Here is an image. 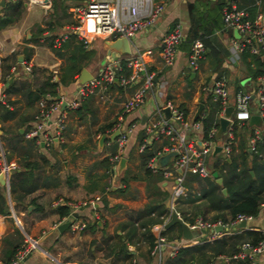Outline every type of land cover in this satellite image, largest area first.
<instances>
[{
  "label": "crops",
  "instance_id": "0c3cea01",
  "mask_svg": "<svg viewBox=\"0 0 264 264\" xmlns=\"http://www.w3.org/2000/svg\"><path fill=\"white\" fill-rule=\"evenodd\" d=\"M10 1L1 2L0 0L1 17L8 13L6 5ZM155 1L164 3L163 13L153 26L138 32L131 38V41L128 40L129 52L124 51L121 47L111 45L120 37H103L92 34L89 23H85L80 30L76 31L74 29L76 21L72 11V7L76 4L72 5V0H50V5L47 7L40 3L24 1L20 17L0 28V103H3L1 101L3 99L11 110L5 117L4 114L8 110L0 107V154L5 181L0 185L8 208V213H0V264H4L1 256L2 249L6 245L2 238L6 234L13 233L15 229H18L24 240H34L33 243H36V246L20 264H81L80 261L84 260L90 252L94 257L89 264H98V262L110 264L112 255L104 254L108 244L115 239L116 235L125 234L132 221L140 223L147 217L143 210L147 203L157 197L153 193L154 187L166 195L164 203L168 211V215H162V222L149 224L150 231L156 239L160 233L163 234L162 230L166 229L164 226L161 229L160 225L169 218L171 205L176 209L178 199L186 196L189 192L198 193L199 186L197 181L190 177L195 173L190 172L185 178L186 194L180 196L176 201L170 200V183L163 181L160 173L141 164L143 151L138 150V145L141 141L139 139L141 132L144 135V124L157 116L158 109H161L165 115L163 109L169 105L184 108L187 119L197 120L207 108V96L210 95L204 86L209 85L214 78L220 75H224L228 79L230 99H234V93L239 88L250 92L253 98L258 86L264 84V74L253 76L246 68L242 58L236 63L229 62L231 36L237 35L234 34V30L226 27L222 20V7L233 3L245 10L250 19H254L260 14L261 24L264 27V0ZM191 16L199 23L198 38L203 39L206 48L204 56L195 69L188 65L191 42L186 39ZM175 24L183 26L186 36L178 45L174 63L166 66L160 57L161 37ZM39 28H41V33H39ZM64 33H68L67 37L69 34L75 36L66 37L70 44L60 47L61 55L56 54L47 42L49 41L48 37ZM82 36L87 37L86 45ZM79 41L87 49H93L94 54L84 60L86 64L82 62V67L73 80L67 83L59 82L55 88L57 94L54 97L61 101V108L67 112L65 129L59 139L48 143L39 139L41 137H36L39 146L34 149V152L44 153L47 156L49 163L45 165V173L55 180H51L31 194H27L23 199L25 205L16 207L10 189V175L12 170L21 167L20 163L24 155L20 154V151H12L6 144L2 134L9 136V132L2 133V127L9 130L19 128L20 131L25 129L24 138L34 137L27 135V132L35 124L38 101L29 104L25 95L20 91L10 88L5 91V87L23 78L29 79L31 86L35 87L49 75L53 80L58 81V75L66 64L70 49ZM64 42L66 43V41ZM136 49L149 50V52L143 53V58L147 68L156 72L157 79L155 88L147 92L141 105L126 113L122 109L123 102L142 83V77L129 84H112L109 87L108 98H100L98 94H93L88 96L79 107H67V101L81 83L79 75L82 68H86L91 75L95 74L98 68L110 58L121 62L124 73L129 75L135 67L128 66L126 59L135 54ZM13 53L16 55V62H13ZM260 53L262 54V52ZM20 57L22 60H19ZM248 59L252 58L248 56ZM26 63L30 65L29 71L24 69ZM64 101L65 105L62 106ZM200 104H202V108L196 119H193ZM251 107L254 112L255 99H252ZM56 114L57 111L51 114L44 127L46 133L50 135L53 132V118ZM119 117H121L123 125L132 126L133 131L129 136L123 155H121V158H125L124 164L120 165V158L116 165L109 160L110 166H107V161L103 159L116 151V148L113 149L115 135L108 130L114 124L111 127H107V124L115 123ZM213 127L216 128V131L212 140L215 147L221 146L223 142L220 143L217 139L223 135V139H225L226 132H222L219 136L216 135L219 120L218 124ZM255 127L263 130L264 134V126L261 123L250 125L248 120L234 126V143L231 155L245 149L251 152L249 141ZM186 135L197 145H201L206 139L203 135L202 124L200 129L188 127ZM103 136L104 138L101 139ZM165 142L166 140L153 141L145 149L153 148L157 152ZM215 147L208 156L211 158L209 163L211 176L216 180L212 173L217 170L213 165L222 150L215 152ZM219 156H223V154ZM56 160L59 161L58 164H55ZM144 168L149 169L152 174H159L160 177L148 184ZM218 176L220 175L218 174ZM95 196H100V198L92 205L88 203L74 209L69 205V202L88 201ZM32 197H35L39 208L36 209V204L29 203ZM102 197L106 199L107 205L103 204ZM56 200H60V202L54 204ZM195 203L200 204L202 200L198 199ZM60 204L70 207L69 214L61 218L56 211V207ZM182 205L188 211L191 210L189 204ZM213 213L214 211H210L208 215ZM187 214L193 216L191 212H187ZM151 215L157 216L155 212H152ZM65 221H70V224L62 230L58 229V225ZM94 221L97 222V226H91ZM78 222L85 223L84 227L76 229L72 226ZM173 225H175L174 231H179L180 225L174 223L170 226ZM246 229L264 232V206L259 208L255 216L246 220L245 226H240V223L230 225L227 229L223 228V234L241 232ZM197 232L198 236L191 239H185L181 234L183 240H170L166 234H163L167 242L161 248L159 255L151 254L149 242L136 235L132 237L133 241L127 245L131 255L128 258L120 257L116 264H162L167 255H172L174 246L178 249L204 238L214 239L211 238V231ZM205 233H210V235L202 237V234ZM104 234L110 235L112 239L107 242ZM93 240H95L94 243H92ZM214 262L215 264H229V261L226 262L223 256H219ZM255 264H264V252L256 257Z\"/></svg>",
  "mask_w": 264,
  "mask_h": 264
},
{
  "label": "built area",
  "instance_id": "2783aa9c",
  "mask_svg": "<svg viewBox=\"0 0 264 264\" xmlns=\"http://www.w3.org/2000/svg\"><path fill=\"white\" fill-rule=\"evenodd\" d=\"M26 3H40L47 7L50 0H24ZM164 10V3L155 0H85L72 7L75 18L74 29L80 30L85 23L91 25V33L103 37H126L129 41L138 32L143 31L155 24L158 17ZM222 20L226 27L236 30L238 35L231 36L230 53L228 60L230 63H236L241 59V54L247 47L252 53H260L264 51V27L261 24V15L258 14L254 19L247 17L245 10L239 8L233 3L226 4L222 7ZM68 33L62 34L61 38L54 39V45H59L64 41ZM186 33L183 26L175 24L171 29L166 31L161 37L160 57L162 63L166 66L174 63L177 55L178 45L184 40ZM83 42L87 44V37L82 36ZM206 51L205 44L200 38H195L191 43V50L188 54V65L195 69L200 59ZM149 50L140 51L136 49V53L129 56L127 65L135 67L134 71L126 75L124 67L118 60L108 58L102 64L95 74L81 82L76 88L73 96L67 101V107L77 108L90 95L98 94L100 98L109 97V87L114 83L129 84L136 79L142 77V83L133 91L131 96L127 98L122 105L123 112H129L141 105L148 91H152L157 83L156 72L147 68L143 53ZM24 69L30 70V65L25 64ZM213 101L219 104V116L224 115L225 108L232 105V113L229 116V123L226 127V137L221 144L223 158H227L232 154V146L234 143V126L247 122L253 113L259 114L260 123L264 126V84H260L257 92L252 98V94L244 89H237L234 93V102H230L231 94L228 85V79L224 75L214 78L209 85L204 86ZM3 97V95H2ZM1 97V98H2ZM255 99V109L252 111L251 101ZM3 103L6 102L2 99ZM170 116L163 114L158 109V114L143 126L144 137L139 142L138 150L143 151L153 141L166 142L161 148L148 159L146 167L154 172H158L165 182H169L170 200L176 201L180 196L186 194L185 178L188 173H195L202 177L211 175V171L206 166V158L215 147L212 140L216 128L213 127L209 131V137L203 140L201 145H197L186 135V129L192 127L200 129L201 123L198 120L191 121L183 116V112L169 105ZM57 111L53 118L54 128L52 134L46 133L44 127L50 119L51 114ZM35 124L27 132L30 136H39L43 142L48 143L54 139H59L65 129L67 112L61 108V101L50 94L42 95L38 99V110L35 114ZM116 132L115 143L116 151L109 155L112 164L119 162L123 155L124 148L128 142L129 136L132 134L133 128L129 125H123L121 117L114 125L108 129ZM38 139V140H39ZM258 142H264L261 129L255 127L250 137L249 149L255 151ZM176 151L166 165L158 163V157L164 153ZM264 156V145L262 150ZM0 172H2L1 154H0ZM100 196H95L88 201L69 202L74 209L84 204H94L99 201ZM60 200H56L54 204H58ZM264 206V202L260 207ZM174 209L171 205L170 211ZM178 215L188 224L192 230L201 231L202 229H210L211 238H215L223 234V230L216 231L215 226L221 225L227 229L230 225H238L243 220L252 218V215L238 214L230 223H224L221 219L210 220L196 215L191 221H186L179 211ZM85 223L78 222L72 224L76 229L84 227ZM163 228V224L160 225ZM225 233V232H224ZM34 240L25 239L18 247L14 256L7 264H20L27 254L36 246ZM167 240L161 233L157 236L150 253L159 255L161 248L166 244ZM177 247H173L172 254L176 252ZM264 252V237L252 242L249 240L241 242L239 250L232 256L233 258H245L246 264H255L258 255ZM226 262L229 257H223ZM133 264V263H132ZM196 264H215L214 261Z\"/></svg>",
  "mask_w": 264,
  "mask_h": 264
},
{
  "label": "trees",
  "instance_id": "16d2710c",
  "mask_svg": "<svg viewBox=\"0 0 264 264\" xmlns=\"http://www.w3.org/2000/svg\"><path fill=\"white\" fill-rule=\"evenodd\" d=\"M23 2L24 0H11L8 5H6V12L8 11V13L4 17L0 16V28L5 27L20 17L23 10ZM40 31L41 28H39V33H41ZM198 31L199 23L193 16H191L190 28L186 39L192 43L195 38L199 37ZM74 36V34H69L67 38ZM54 38V35H50L48 37V44L56 54L61 55L60 47L67 44L69 45L70 43L65 39L64 41H66V43L62 41L56 46L54 45ZM93 54V49H87L84 47V44L79 41V43H76L70 49L66 64L62 72L58 75V81L53 80L52 76L49 75L41 84L32 87L30 80L23 78L10 83L5 87V91L9 90V88L15 91H20L25 95L29 104L38 101V99L46 93L54 96L57 94L55 88L58 83H67L73 80L76 74L80 71L82 62H84L86 58H90ZM248 56L252 59H248ZM241 58L246 64V68L253 76L264 74V51H262V54H256L252 53L246 47L241 54ZM13 62H16V55L14 53ZM83 64H86V61ZM0 107L8 110L4 114L5 117L8 116V112H11L10 108L6 106L5 103H0ZM179 109L183 112V116L186 118V110L182 107ZM218 111L219 104L212 100L211 95H208L207 108L197 118L202 124L203 135L205 138H210L209 130L218 124ZM113 124L114 122H109L107 127H111ZM3 132H9V136L2 134V138L6 144L10 146L12 151H20V154L24 155L20 163L21 167L12 170L10 175V189L15 206H23L25 205L23 199L27 194H31L36 189L48 184L51 180L54 181L55 179L45 173V165L49 163L47 156L44 153L34 152V149L39 146L36 142L37 136L24 138L23 136L26 130L24 129L20 131L19 128L9 130L2 127V133ZM143 137V132H141L139 139L142 140ZM263 145L264 142H258L255 151L250 152L248 149H245L244 151L231 155L229 159L218 155L213 167L222 177V182L220 184L217 183L215 178L211 175L202 177L198 174H192L190 177L197 181L199 192L193 194L189 192L186 196H182L178 199L176 209L180 211L181 216L186 221H191L195 215L200 214L202 217L210 220L221 219L224 223H230L238 214L255 216L259 211L260 204L264 202V156L261 153ZM114 148H116V143H114L113 149ZM155 153L156 152L153 148L144 149L141 153V164L145 166L148 159ZM103 160L107 161V166H110L109 157H105ZM58 162L59 161L56 160L55 164H58ZM144 170L148 177V184L153 183L158 177H160L159 174L150 173V170L147 168H144ZM222 188H225L226 191L223 192ZM153 193L156 194L157 197H154L149 203H147L143 210V213L147 215V217L141 220L140 223L132 221L125 234L116 235L115 239L108 244L104 254L107 256L112 255L110 264H116L120 257L128 258L131 255L127 245L133 241L132 237H135L136 235L137 237L140 236L145 238L149 242L150 249L153 246L155 237L150 231L149 224L162 222V215H168L164 203L166 195L157 187L153 188ZM198 199L202 200V203H195ZM101 200L104 205H107L105 198L102 197ZM29 203L37 205L35 197H32ZM185 203L190 205V211L183 207L182 204ZM39 207L40 206L37 205L36 209ZM56 211L61 218L69 214L70 207L66 204H60L56 207ZM210 211H214V213L208 215ZM152 212H155L157 216L151 215ZM187 212H191V215L193 214V216H189L190 214L188 215ZM0 213H8L1 185ZM91 226H97V222L94 221ZM174 229L175 225L163 229L162 233L166 234L170 240H175L181 237V233L180 227L179 231L175 232ZM104 236L107 242L112 239L110 235L104 234ZM262 237H264L263 231L246 229L241 232L226 233L214 239L204 238L191 245L179 247L174 254L167 255L163 259L162 264L205 263L207 261H214L219 256L229 257V264H246L247 259L233 258L232 256L239 250L241 242L246 240L255 242ZM2 240L6 245L2 249L1 260L4 264H7L14 256L18 247L23 243L24 239L18 229H15L13 233L4 235ZM94 242L95 240L92 241V243ZM93 257L94 255L90 252V254L80 262L81 264H89Z\"/></svg>",
  "mask_w": 264,
  "mask_h": 264
},
{
  "label": "water",
  "instance_id": "95a60500",
  "mask_svg": "<svg viewBox=\"0 0 264 264\" xmlns=\"http://www.w3.org/2000/svg\"><path fill=\"white\" fill-rule=\"evenodd\" d=\"M3 1L4 0H1V2H3ZM234 34L238 35L236 30H234ZM111 45L112 46L121 47L126 52H129V50H130L128 39L126 37H120V38L116 39L115 41H113L111 43ZM19 60H22V58L20 57ZM91 76L92 75L87 71L86 68H82L81 73L79 75V80L81 82H84L85 80L89 79ZM64 105H65V101L62 103V106H64ZM201 108H202V104H200V106L198 107L193 119H196V117L198 116V113L200 112ZM232 109H233V106L232 105H228L225 108L224 115L220 116V118H219V128H218V131L216 133L217 136H219L222 132H224L226 130V127H227V125L229 123V116L232 113ZM163 111H164V113H165V115L167 117L170 116V108L168 106L164 107ZM249 124L250 125H258V124H260V116H259V114H252L250 116V118H249ZM112 134L116 135V132H113ZM103 138H104V136L101 139H103ZM220 149H221L220 145L216 146L215 147V152L217 150H220ZM174 154H176V151H170V152H167V153H164V154L160 155L158 157V163L160 165H165L170 160L172 155H174ZM124 160H125V158H121L120 165L124 164ZM212 174L216 177V181L221 183L222 177L218 176V172L217 171H213ZM4 183H5L4 175H3L2 172H0V184H4ZM222 191L225 192L226 189L222 188ZM174 223H178L180 225L181 234H182V236L185 239H191L193 237H197L198 234H199L196 230L190 229L188 224L178 215L176 210L172 209L170 211L169 218L164 222L163 226H164V228H167V227H169L170 225H172ZM69 224H70V221L62 222V223H60L58 225V229L62 230L63 228H65ZM245 225H246V220L241 221L240 226H245ZM214 229L216 231H221V230H223V227L221 225H217V226L214 227ZM201 231L202 232H209L210 229H202ZM98 264H104V263L103 262H98Z\"/></svg>",
  "mask_w": 264,
  "mask_h": 264
},
{
  "label": "rangeland",
  "instance_id": "374dc122",
  "mask_svg": "<svg viewBox=\"0 0 264 264\" xmlns=\"http://www.w3.org/2000/svg\"><path fill=\"white\" fill-rule=\"evenodd\" d=\"M80 1H82V0H72V5L75 3V4H78ZM39 12V11H38ZM61 36H62V34H59V35H57V36H55V38H61ZM54 38V39H55ZM42 42H44V43H47L46 41H42ZM62 42V41H61ZM230 102L231 103H233L234 102V99L232 98V99H230ZM261 134L264 136V134H263V130L261 131ZM224 138V135L223 136H221V138H219V139H217V141L218 142H220V143H222L223 142V139ZM223 154V151H220L219 152V155H222ZM210 161H211V158L209 157V156H207V158H206V166H207V168L210 170V167H209V163H210ZM210 235V233H205V234H202V237H208ZM183 240V238L182 237H179V238H177V240Z\"/></svg>",
  "mask_w": 264,
  "mask_h": 264
}]
</instances>
